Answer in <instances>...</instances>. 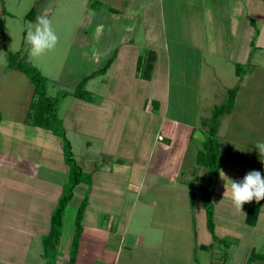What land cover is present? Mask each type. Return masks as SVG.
<instances>
[{"label":"rangeland","instance_id":"obj_1","mask_svg":"<svg viewBox=\"0 0 264 264\" xmlns=\"http://www.w3.org/2000/svg\"><path fill=\"white\" fill-rule=\"evenodd\" d=\"M71 5H73L71 0H0V152L12 158L24 156L28 159L30 164L38 161L37 164L40 171L42 168L43 171H45L47 162H54L56 172L49 174L56 178L60 177L61 179V163L65 160L63 151L64 141L60 136L54 135L52 131L37 129V127L33 125L24 123L25 118L30 112V104L33 101V85L25 74L7 69V52L4 51L3 48V46H5L9 52L15 53L21 51V57H25L24 62L35 67L41 75L46 78V90L50 97L59 98L62 94H66L64 97H61L58 102L57 115L65 130L66 138L71 143L74 158L78 165L81 164L86 157L92 156L94 158L99 156L100 158L98 159L100 162L104 159L105 162L109 161V164L114 160V157L103 154V151H101V149H104L103 142L96 139L95 134L92 132L93 123L96 119L103 116L105 121L100 123L106 124L107 127L121 136V145H123V148L120 147V153H123L122 156L128 159L127 166L129 169L125 170L124 173H122V170L118 169L117 172L114 171L112 174L98 173L97 175V177H99V182L101 181L102 184L108 182L107 184H110L117 192L115 196H112V204H108L107 207H116L119 212L122 208H127V211L132 208L133 202L128 201L129 196H124L120 192L128 187V180H130L131 184H136L138 182L137 179H139L143 172L144 163L151 153V145L155 140L156 134L161 133L163 135V132H157L159 126V118L157 117L159 114H157V110L155 109L153 113L145 114L144 104L147 98L150 99L149 96L147 97V93L152 95L155 92L159 95L158 87L163 83L162 79L167 63L170 69L171 86L169 114L171 117H176L186 123L199 126L201 116L204 115V117L210 119L213 115L214 108L227 101L229 90L234 89L236 91L233 111L223 118L220 117V119L222 118V126L231 125V128H229V135L226 139H218V144L220 143L218 154L219 160H223L229 149L227 145L236 143L238 146L242 145L241 152L243 155H241V153L234 154L235 157L233 161L228 162L223 160L222 165L220 164L219 176L217 174L218 183L216 185V196L217 192H221L222 189L226 190L228 188L230 184L228 180L236 182L242 181L244 176L250 171H259L262 177H264V157H261L254 147L258 141H264V70L257 68L253 70V68L250 67V64L255 63L254 61L257 60L256 57L259 55L257 51L259 49L256 50L253 48V50H251L252 53L249 54L247 63L240 65L241 68L239 71L241 74H239V79H237L239 82L237 83V80L231 77L233 71H230L231 67L234 69V64L225 62V58L230 54H233V57H235L233 61L240 56V53L238 54L237 52L230 51L229 48L233 46L237 40L235 36L232 37V35L235 34L234 32H194L195 29L193 28L192 33L194 37L192 38V44L190 38L191 32H187L188 29L190 30L189 26L193 23H201L203 25L204 22H197V20L189 21L186 14L184 16V21H177L175 15L170 16L168 11L163 20L158 13L157 5L150 7L147 17L141 14V8L133 5L131 9L134 12L133 19L135 20L131 23L127 21L122 23L123 26L126 23H128L127 25H131V30H128V32L115 31L121 33L123 37H134V40L133 43H130L131 47L127 45L119 49L116 57L117 67L113 68L111 75L107 77L109 81L105 89L112 97H108V99L106 98L104 100L105 103H108V106L109 104L112 105L105 110L96 109V106L90 108V102L74 97L73 91L75 85L84 76L102 67L106 59L109 57L111 58L113 54L111 51L105 55L101 53L103 57L98 63H87L85 61L82 63L81 60L72 59V54L75 50V45L72 47V41L75 37L77 39L81 36V33L86 31V27L85 24H82L80 31L78 28L71 29L74 23L62 17L63 12V16L71 20L70 17L73 11ZM185 5L186 4H182V6ZM188 7L194 10L199 8L203 9V6L189 5ZM31 9H34V15L30 17L35 16L37 18L39 15H44L50 18L59 36V43L56 49L47 53L37 61L29 60V46L25 39L28 23H35L36 21L25 18ZM185 11L188 13V8ZM204 14L206 15L205 10ZM208 20L210 24L214 21L209 18ZM100 22V25L107 23L106 21ZM92 24H94V22ZM222 24L226 25L227 22L224 21ZM182 28H184L185 32H182ZM195 28L198 29V27ZM87 32H93L92 28L91 30H87ZM163 32H165V36H163ZM258 39L259 41H264V33H262L261 37ZM223 42L227 45L228 49H224ZM192 45H195V47H192ZM89 49H92V47H89ZM146 50L154 51L156 54V60L154 62L155 69L153 72L154 76L151 80L152 83L146 81V83H144V80L140 81L141 79L136 76V64L139 57H141ZM260 55L264 56V53ZM259 61L262 60L260 59ZM70 65L71 68L69 67ZM225 65L230 67L226 70L227 74L224 75L225 73L221 71L219 75L214 76V72L217 71L216 66L222 70ZM234 66L236 67V65ZM262 66H264V61H262ZM201 68L205 72L204 75L209 78L210 84L205 85L201 95L195 97L198 94V87L194 81H196ZM111 69L112 68H110V70ZM242 78L244 79L240 81ZM98 79L99 77H96L92 79V82L97 84ZM175 82H181L184 84V88L182 89L180 86L174 85ZM94 86L95 85H93L92 88L90 87L89 90H93ZM189 87H192L193 90L191 91ZM95 88L97 87L95 86ZM182 91L188 94L191 91V96L193 97L187 95V100L181 101L178 95L179 93L181 95ZM152 101L151 99L147 107L148 109L151 108V103H153L152 108L155 106ZM78 118L85 120L87 124L84 125ZM237 129H240L239 131L241 133L236 135L232 131H236ZM202 134V140L201 137H199L200 134L197 133L196 137L198 138L193 141L195 149H197L196 147L200 148L199 146L202 147L205 132ZM228 141L230 144L227 143ZM194 147L191 145L188 155L184 159L182 168L184 174L180 177V181L176 184L167 183L168 196H165V198L169 200L165 201V198H161V201L163 200L166 204H172L171 198H173L177 208L175 213L176 217L182 216L183 222H185L186 220L189 221V218H186V216H191L190 218L195 221L199 238L203 239V237H206L207 240H210L211 234L207 229L206 216L201 198L204 189L201 190L202 188L197 186L196 188H193L194 186L191 187V189H193H190L192 203L191 206H189L188 212L186 207V201H188L189 195L188 192L190 191L188 185L192 186L194 182H185V180L192 175H194V177L197 175L207 176L206 174L208 173L207 169L197 164L196 158H194ZM238 151H240V149ZM44 159L47 162H45ZM132 160L134 161V169L131 172L132 177L128 178ZM224 164L228 166L223 167ZM97 166H99V164ZM52 167L53 164L51 163V168ZM66 168L67 176L62 179L65 186L63 187L61 195L68 186L70 179L69 167L67 165ZM223 168L228 169L223 172ZM203 172L206 174H203ZM223 173L226 177L224 179L221 178ZM203 183L205 186L206 181L204 180ZM80 185L85 186L87 184L80 183ZM96 187L98 189L100 188L99 185ZM164 188L165 186H163V189ZM174 190H176V192L179 190V195L173 196L172 194L175 193ZM75 192L74 190L73 197L64 210L63 228L65 222L68 224L71 218L76 216L77 210L84 199V197L79 198ZM88 194L89 193H87V196ZM105 199L104 197L98 198L97 200L103 205L106 201ZM131 199L133 201L137 200L135 197H131ZM229 200L230 199L227 197L225 205H220L215 210L214 223L217 224V234L227 235L226 237L228 238L226 239L229 240V245L231 247L233 245L237 247L235 253H233V251L227 253V255L231 256L236 254L237 262L241 260V257H244L245 252L248 250V246H246L248 236L254 233V235L258 237L254 239L264 241V233L256 231L255 229L252 233H248L249 227L246 225L244 219V213L248 203L242 206L241 212H238L234 208L231 200ZM228 201L230 204H228ZM262 209H264V207H262ZM186 213L188 215H186ZM136 214L137 211L134 215L136 216ZM169 214L173 215L171 213ZM44 220L42 221L44 222ZM133 220L135 221L136 218ZM259 224L260 225L257 224L258 228L264 227V213L261 215ZM63 231L64 230H62L63 234L61 237L65 236L66 231ZM222 231H225V234L221 233ZM240 237V241H237L236 239L239 240ZM242 238L244 241H242ZM40 239L41 238H39V240ZM59 242L61 243V241ZM30 249L29 251L27 250L29 254L26 253L27 251L22 255L17 254L15 264L45 263L44 256H42V261L38 260L35 244L30 246ZM41 250L43 252V248ZM4 254L5 253L0 252V257ZM260 254L264 253L260 252ZM6 261L8 260L3 262L0 258V264H6ZM251 263L253 262H250V264Z\"/></svg>","mask_w":264,"mask_h":264},{"label":"crops","instance_id":"obj_2","mask_svg":"<svg viewBox=\"0 0 264 264\" xmlns=\"http://www.w3.org/2000/svg\"><path fill=\"white\" fill-rule=\"evenodd\" d=\"M71 3L73 4L71 5L73 9L72 16L70 17L72 21L68 17H64L63 12L62 17L74 23L71 29L78 28L80 31L82 24H85L86 27V31L80 32L81 36L77 39L75 37L72 41V47L75 45L72 59L81 60L82 63L84 61L87 63H98L103 57L101 53L105 55L111 51L114 56V61L110 66L112 69L110 70L109 68L105 74L97 76L99 77L97 84H94L92 79H90L85 85L86 91L91 94L93 99L90 102V108L96 106V109L105 110L112 105L109 104L108 106V103H105L104 100L112 97L105 89L109 81L107 77L111 75L113 68L117 67L116 57L119 49L130 45L134 40V37H123L121 33L115 31L128 32V30H131V25L127 24L135 20L133 19L134 12L131 9L133 5L141 8V14L147 17L150 7L157 5L158 13L163 20L168 11L170 16L175 15L177 21H184L186 14L189 21L197 20V22H204L203 25L201 23H193L195 25L191 24L189 26L190 30L188 29L187 32H191L190 38L192 44V38L194 37L192 33L193 28L195 29L194 32H234L235 34L232 37L235 36L237 40L229 48L230 51L240 53V56L233 61L235 57H233V54H230L225 58V62H231L236 67L233 65L234 69H232V67L230 68L228 65H225L224 69L221 70L216 66L217 71L214 72V76L219 75L221 71L226 75V70L230 68V71H233L231 77L236 80L239 79V74H241L239 71L241 68L240 65L247 63L249 54L252 53L251 50L253 48L256 50L259 49L257 51L259 55H257V60L254 61L255 63L250 64V67L253 70L254 68L264 70V66H262L264 56L260 55L264 53V41H259L258 39L264 33V0H71ZM182 4H186V7L182 6ZM189 5L203 6V9L199 8L194 10L188 7ZM187 8L188 13L185 11ZM204 10L206 15L204 14ZM208 18L214 21L210 24ZM250 19L254 21L255 27L251 26ZM34 20H36V17ZM100 21H106L107 23L100 25ZM126 21L128 23L123 26L122 23ZM224 21L227 22L226 25L222 24ZM93 22L94 24H92ZM194 26L198 27V29ZM91 28L93 32H87ZM181 30L185 32L184 28ZM163 36H165V32H163ZM89 47H92V49H89ZM192 47H195V45H192ZM224 49H228L225 44ZM108 59L110 57L106 59L105 63ZM260 59L262 61H259ZM69 67L71 68V65ZM154 69L155 63L151 79L144 81L141 79L140 81L152 83ZM204 73L201 68L196 81H194L198 87V94H194L196 95L195 97L200 96L204 91V86L210 84L209 78ZM243 79H240V81ZM162 82L158 87L159 95L155 92L152 95L147 93V97L149 96L150 99L147 98L145 101L144 113L150 114L154 112L153 110H157V114H159L157 115L159 118L157 132H163V135L161 133L156 134L155 140L151 145V153L144 163L143 172L139 179H137L138 182L131 184L130 180H128V187L120 192L124 196L128 195V201L133 202L132 208L129 211H127V208H122L119 212L116 207H107L108 204H112V196H115L117 192L110 184H107L108 182L103 184L101 181L99 182V177H97L98 173L112 174L114 171L117 172L118 169L124 173L125 170L129 169L127 166L128 159L122 156L123 153H120V147L123 148V145H121V136L117 135L106 124L100 123L105 121L103 116L96 119L93 123L92 132L95 134V138L103 142L104 149H101V151L109 157H114V160L109 164V161L105 162L104 159L100 162L98 159L100 158L99 156L97 158L92 156L86 157L79 164L84 172L91 173L92 180L90 190L87 185H78L75 189V194L79 198H83L89 193L88 204L82 220L83 230L78 245L75 264H246L251 252L255 251L256 254L264 255L260 254V252L264 253V241L254 239L258 237L252 233L255 230L264 233V227L258 228L261 215L264 213V209H262L264 203H262L259 210L258 225L249 226L246 224L249 227L248 233H252L248 236L246 242L248 250L245 252L244 257H241V260L236 262V254L232 256L227 255L226 260H222L221 257L225 251L227 253L231 251L235 253L237 247H234V245L231 247L229 245L225 249L221 241L225 240L228 242L229 240L226 239L228 237H226L227 235L217 234L216 223L215 235L219 241L214 242L212 249L200 248L199 246L201 245L207 246L213 243L212 236L210 240H207L206 237L200 239L196 230L195 221L190 218L191 216H186V218H189V221L186 220L185 222H183L182 216L176 217L175 213L177 208L173 198H171L172 204H166L163 200L161 201V198L168 196L167 183L176 184L180 181V177L184 174L182 171L184 159L187 157L191 145L194 147L193 141L198 138L196 137L197 133L200 134L199 137H201V140L203 139L202 133L206 132L207 129L205 122L209 120L208 117L206 118L203 115L200 117L199 126H195L176 117H171L169 114L171 83L168 63L165 66ZM93 85L98 89L94 86L93 90L91 89L92 91L89 90ZM174 85H178L182 89L184 88V84L181 82H175ZM190 88L192 91L193 88ZM191 91L189 94L182 91L181 95L179 93L178 98L180 97L181 101H186L187 95L193 97L191 96ZM151 99L157 105L152 108L153 103H151V108L148 109L147 107ZM232 111L233 109L229 113L224 114L222 118ZM222 118L219 121L217 130L218 139H226L229 135V128H231V125L222 126ZM78 120L84 125L87 124L81 118H78ZM24 123L31 125L27 117ZM239 130L237 129L232 132L237 135L241 133ZM159 137H162V140H159ZM227 143L230 144L229 141ZM199 147H196L197 149L194 147V158L197 157L198 152L202 149L201 146ZM219 147L220 143L218 144V149ZM227 148L229 149H226L227 153L223 160H226L229 154L236 155L241 153L243 155L241 152L242 145L238 146L235 143L227 145ZM239 149L240 151H238ZM223 160H220L221 165ZM64 161L62 162L63 164L61 163L60 179V177L56 178L50 175L52 172H56L54 162L45 161L47 162L45 171H43V168L40 171L37 164L38 161L30 164L24 156L12 158L0 152V248H2L0 252L5 253L0 258L3 262L8 260L6 264H15L16 255H22L27 250H31L30 246L33 244H35L38 260L42 261V238L49 231L51 212L55 208L65 186L62 179L67 176V164ZM51 163L53 164L52 168ZM98 164L99 166H97ZM133 165L134 161L132 160L128 178L132 177ZM227 166L224 164L223 167ZM226 169L228 168H223L222 171L224 172ZM218 176L214 178L211 186L214 213L220 205H225L228 197L227 194L224 195L225 189L217 192L216 196ZM205 177V175H197L195 177L192 175L187 180H184L185 182H194V185H188L189 190L193 186V188H196V186L201 187V190H203L205 188L203 185ZM97 185L100 186L99 189L96 187ZM163 186H165L164 189ZM191 190L188 192V201H186L187 212L189 211V206H191ZM174 192L172 194L173 196H177L180 193L179 190L177 192L174 190ZM104 197L106 201L101 205L97 199ZM131 197H135L137 200L133 201ZM164 200L168 201L169 199L165 198ZM229 201L228 204H230ZM247 207L248 204L244 213V219ZM136 211L137 214L135 216L134 213ZM186 215L188 214L186 213ZM134 218H136L135 221L133 220ZM74 222L75 217L71 218L68 224L65 222L63 232H66L65 236L60 238L61 243L59 242L58 245L56 256L57 264H68L71 242L75 230ZM221 233L225 234V231ZM39 238L41 239L39 240ZM240 239L241 237L239 240H236L240 241ZM242 241H244L243 238ZM28 251L26 252L27 254H29ZM251 264L264 263L256 260Z\"/></svg>","mask_w":264,"mask_h":264},{"label":"trees","instance_id":"obj_3","mask_svg":"<svg viewBox=\"0 0 264 264\" xmlns=\"http://www.w3.org/2000/svg\"><path fill=\"white\" fill-rule=\"evenodd\" d=\"M34 9H31L25 18H30L34 20ZM251 26L255 27V23L250 19ZM251 45H253L251 43ZM4 51L7 52V69L19 71L25 74L33 85V101L30 104V112L27 119L31 122V125L45 130H50L54 135L60 136L63 141V151L66 164L69 166V184L60 196L57 205L50 217V226L48 233L42 238V248L43 256L45 258L44 264H57L56 256L58 251L59 241L63 230V216L66 206L73 197V191L80 185V183H85L88 185L89 190L91 187L92 176L91 173L84 172L83 169L77 164L74 154L72 151V146L70 141L66 138L65 130L61 125V120L58 117L57 105L61 97L66 94H62L58 97H50L46 90V78L41 75V73L33 66L24 62L25 57H21L22 52H9L5 46H3ZM156 60V54L154 51L146 50L145 53L139 57L136 67L137 77L143 80H150L152 76L154 62ZM114 61V56L107 60L103 67L92 71L90 74L84 76L75 86L73 95L77 98L84 99L88 102H92L91 94L86 91L85 85L87 81L93 79L97 76L103 75L110 68ZM229 96L227 101L214 108L212 117L205 122L207 129L205 132V140L203 142L202 149L198 152L196 157V162L199 166H202L208 170L207 176L205 177V188L201 194L202 206L205 211L207 229L213 238V243L205 246L201 245L200 248L212 249L214 242L219 241L215 235V223H214V205H213V192L211 190L214 178L217 176L220 168V160L218 154V137L217 130L219 127V119L224 114L229 113L235 103V93L234 89L229 90ZM157 105L156 102H154ZM234 154H229L226 161H233ZM192 203V196H191ZM264 203V199L259 202L255 200L248 203L245 223L249 226H255L257 223L260 207ZM88 204V196H84V199L77 210L75 216V230L73 239L71 242L70 254L68 264H75L76 255L78 250V245L80 237L82 234V220L85 213V209ZM227 249L229 243L225 240L221 241ZM227 252L223 253L222 260H226ZM260 260L264 263V255L256 254L254 251L248 258L247 264Z\"/></svg>","mask_w":264,"mask_h":264},{"label":"clouds","instance_id":"obj_4","mask_svg":"<svg viewBox=\"0 0 264 264\" xmlns=\"http://www.w3.org/2000/svg\"><path fill=\"white\" fill-rule=\"evenodd\" d=\"M25 39L29 46L28 57L30 61H37L47 53L52 52L59 43V36L53 26V21L44 15L37 16L35 23H28ZM254 147L260 156L264 157V141H258ZM221 178H226L224 173ZM228 181L230 184L224 195L227 194L238 212H241L245 203L253 200L259 202L264 199V177L259 171L248 172L239 182Z\"/></svg>","mask_w":264,"mask_h":264},{"label":"built area","instance_id":"obj_5","mask_svg":"<svg viewBox=\"0 0 264 264\" xmlns=\"http://www.w3.org/2000/svg\"><path fill=\"white\" fill-rule=\"evenodd\" d=\"M159 140H162V137H159Z\"/></svg>","mask_w":264,"mask_h":264}]
</instances>
